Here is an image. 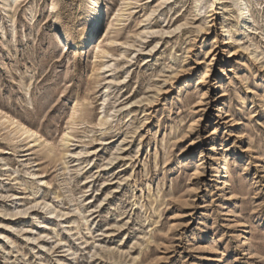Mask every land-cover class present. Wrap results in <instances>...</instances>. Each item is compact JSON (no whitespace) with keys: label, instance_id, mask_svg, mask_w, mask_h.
<instances>
[{"label":"rangeland","instance_id":"1","mask_svg":"<svg viewBox=\"0 0 264 264\" xmlns=\"http://www.w3.org/2000/svg\"><path fill=\"white\" fill-rule=\"evenodd\" d=\"M205 1L103 0L95 61L90 0H0V107L55 145L0 119V264H264V0Z\"/></svg>","mask_w":264,"mask_h":264},{"label":"bare ground","instance_id":"2","mask_svg":"<svg viewBox=\"0 0 264 264\" xmlns=\"http://www.w3.org/2000/svg\"><path fill=\"white\" fill-rule=\"evenodd\" d=\"M220 1L221 0H211V2L213 4H215V5H218L220 3ZM13 3L17 4V6L14 5ZM193 3H194L193 4L194 5V9H195V11L197 13L203 12L208 7V4L206 3L205 0H194ZM231 3H232V6H234V8H235V13H236V16H237V19H238V24L240 26L239 28L241 30H244L252 22L253 14L251 12V3L249 1H247V0H231ZM12 5L15 6V10L18 9L17 8V7H19L18 6V0H2V9H4L5 11H7V9H11L13 7ZM89 5L91 6L90 12L88 13L85 22L82 23L80 25V29L79 28L78 29H79L80 35L83 37V40H88L89 41L88 46L90 47V49L93 52H95L94 57H95V61H96L98 58H103L104 59L107 56L109 57V55L111 54V52L108 50V48L105 49V48L102 47V45L100 44V39H98V37L96 36V34H97L98 30L100 29V27H101V31L107 32L108 29H109L108 27H109L110 22H109V24H107L108 26L104 30V23H102V19H101L102 7H103V11H104L103 0H90ZM55 7L56 6H54V5L50 6L49 9L52 10L51 12L55 11ZM123 10H124L123 8H119L117 10V12L120 13V12H123ZM217 11H218L217 14L219 15L221 13V11H222V8L218 7ZM15 12H13V8H12V12H11L12 15H13V13L16 14ZM8 14H9V18H11V20L14 21L15 17L13 18L12 15L9 12H8ZM103 14H104V12H103ZM32 17H34V16H32ZM220 23H221L219 25V26H221L220 29H221L222 32L225 33L228 25H226V24H224L222 22H220ZM241 30L236 31L233 34V37L237 38L240 35ZM225 43L226 44L231 43L230 38H227L225 40ZM216 45H218V42L216 43ZM65 47H67V43H65ZM215 57L216 56L214 55V59H215ZM224 105H228L227 100L226 99L220 100L219 104L217 105L218 108L215 110V112H222V116H224L225 112H226ZM78 107L79 106L76 103V105L73 107L71 115H69V118L72 119V118H74V116L76 114H78L77 113V112H79L78 111L79 110ZM0 113H3V115L0 117L1 124H3L5 126V128L11 129L12 134L14 136V139L24 138V141H26V140L28 141L29 140L30 144H32L33 146H38V148L42 147V146H44L43 147L44 149L49 147V148H47L49 150H52L54 148L55 145L52 144L53 142H50L51 139H49L48 137L43 135L38 130V128H36L33 124L27 123L25 121H22V120L18 119L14 114L9 113L8 111H5L1 107H0ZM74 120H75V118H74ZM224 121H226V118L223 121H220V122L224 123ZM71 122L74 123V121H71ZM100 122L103 123V120L101 119ZM73 123H71V124H73ZM237 123H239V121H237V120H235L233 122L234 125H236ZM69 127L72 128V126H69ZM216 132H217L216 129L213 128V131L211 132V135H214ZM70 133L71 132H69V133L66 132V134L62 138L63 142L66 143V139L68 137L72 136V134L70 135ZM67 142H68L67 144H69V141H67ZM221 143H223V142H221ZM216 149H218V147L216 148V140H215L213 142V144L211 145L210 151H214ZM49 150H47L48 151L47 154H50ZM259 155H258V153H254L253 156H254V158H259L260 159L261 156H259ZM223 157H225V155H223ZM223 157H220L217 154L213 155V159L217 161V165L219 166L218 175L216 177H220L221 173H222V175H223L222 178H224V174H223L224 167L220 166V164H221L220 161H223ZM227 184L229 185L228 180H222V182L217 186L218 187L217 189L219 191L223 190L222 194H223V197L225 199H230V198H232V196L234 194H233L232 191L229 190V187L227 186ZM157 204H159V202ZM158 209H159L158 207L155 208L156 211H158ZM155 213H157V212H155ZM238 223H239V226L241 227L240 230H239V231H241V235H240L241 239L237 240V241H238L240 246L243 245V246H245L247 248L248 247L249 237L246 234L247 233V229H245V223L241 222V221H239ZM200 232L206 234L208 232L207 225L204 226L203 228H201ZM247 250H248V248H247ZM200 264H205V262H201Z\"/></svg>","mask_w":264,"mask_h":264}]
</instances>
